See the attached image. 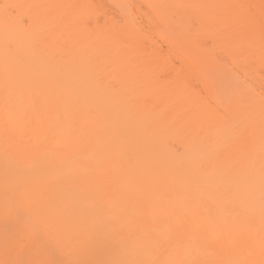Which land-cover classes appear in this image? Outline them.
<instances>
[{
  "label": "bare ground",
  "instance_id": "bare-ground-1",
  "mask_svg": "<svg viewBox=\"0 0 264 264\" xmlns=\"http://www.w3.org/2000/svg\"><path fill=\"white\" fill-rule=\"evenodd\" d=\"M241 1L177 0L170 36L149 0L164 53L75 1L46 37L0 6V264H264V57L187 20L238 34Z\"/></svg>",
  "mask_w": 264,
  "mask_h": 264
},
{
  "label": "rangeland",
  "instance_id": "rangeland-1",
  "mask_svg": "<svg viewBox=\"0 0 264 264\" xmlns=\"http://www.w3.org/2000/svg\"><path fill=\"white\" fill-rule=\"evenodd\" d=\"M73 1H75L76 4L75 3L74 4L76 6H82V8H84V6H85V9L87 10V15L84 16L83 23H82L84 26L86 25L88 28H92L95 23L99 24L100 26H103L109 21L116 23V24H127V25L133 24V26H135L137 28L136 30L139 31V34L142 37L141 46H143L144 49L145 48L148 49L147 46H149L148 41H145V36H150L151 38H153V40H155L154 42L156 45L157 44L161 45V48L163 49V53H164V51L166 52L167 46L165 47L164 46L165 44L163 45V43L161 42L163 39H161L159 37V34H157L158 33L157 25L159 26V24H162V22L159 21L160 22L159 24L156 23L157 21L154 18L153 10L149 7V4H150L149 0H147V1L146 0H73ZM157 1L154 0V5H156L157 7L159 6L162 9V12H164L163 15H165L163 24L169 25V26H167L168 28L165 27L166 28L165 31H162V32H167V33L171 34L170 36L175 35L176 27L174 25L175 21H173V20H176V19H173V15L176 16V13L174 14L175 7L173 5H175L177 0H159V4L157 3ZM246 1H247V3H246ZM246 1L245 0L241 1L242 4L245 6L244 11L241 10L242 6H240L239 10H238L239 7L235 8L237 10H235V9L233 10L236 12L243 11L242 13L245 15L244 16L241 13H239V14H241V15H239L240 19H244L241 21L238 20V21H240V22H238V23H240L239 25H241V27H242L240 29L241 30L240 33H238V34L236 33L239 31L238 27L236 28L237 30L232 29V28H234L235 25H233L232 28L230 27L229 28L230 30L227 29V34H225V32L223 31L224 29L221 30L222 27L220 28L219 26H216L213 23H212L213 25H209V24H211V22L206 23L209 26H207L206 24H201L202 22L197 21V19H194V17L191 16L190 17L191 20L187 19V20H189L188 21L189 24L190 25L192 24L191 27L193 26L192 29L190 27V33L189 34L199 35V38H200L199 41H200L201 48H203L205 50H206V48H208L209 50H213V51H217L218 50L217 48L224 45V41L226 42L227 39H229L228 41H230L231 38L236 39V40L239 39L240 41L243 40V42H244L247 38L249 40H246L245 42H250L251 45L254 44V46H256L257 50L264 57V0H246ZM72 2H71V0H69V1H66V0H0V6L4 9L6 15H9L10 18L15 19L19 24H21V27H23V26L29 27L32 24H37L39 27H42L43 35L46 37L47 30L50 28V25H52L54 30L57 29V31H58L60 25L66 23V22L67 23L69 22L70 17H69V14H67L68 13L67 10H69V7L71 6V4H73ZM243 2H245L246 4ZM74 4L72 6L75 8L76 6H74ZM73 7H72V9L70 8L71 9L70 13L73 10ZM248 7H249V9L247 11L246 8H248ZM50 9H52V10L54 9V12L52 10H51L52 12H50ZM245 10L247 13L245 12ZM175 12H176V10H175ZM236 12H234V13H236ZM236 14H238V13H236ZM161 15H162V13H161ZM245 19L249 20L248 21L249 25L251 24L249 26L250 27L249 30H247L248 29V25H247L248 23H247V20H245ZM238 23H236V25H238ZM199 24H200V26H199ZM255 24L257 26H255ZM202 26H204V28H202V30H201L200 28ZM169 27H170L171 31H169L170 30ZM155 28H157V29H155ZM194 28H196L195 33H194ZM198 28H199V30H198ZM217 29L219 30L220 35H222L223 38L219 39V36H220L219 33H217V35H216L215 32H217ZM128 30H131V29H128ZM162 30H164L163 27H162ZM201 31H202V33H201ZM197 32H199V33H197ZM211 32L212 33L214 32L212 34V36L214 38H215V35L218 36L217 42H218V39L220 41L224 40V38H227V39L222 41V42L219 41L220 43H217L215 41V39H216L215 38L211 42V40H212V39H210ZM167 33H165V34H167ZM204 33H205V35H203ZM228 33H229V35H228ZM130 34H133V32L130 31ZM169 34H168V36H169ZM230 34H232V35H230ZM160 35H161V33H160ZM227 35H228V37H227ZM159 39H161V41ZM201 39H202V42H201ZM254 39H256L258 41L256 42ZM238 41L236 43H239ZM231 44H232V42H231ZM229 46H231V45H229ZM245 46L247 47V49L250 48L248 46V43H245ZM234 48H238V47H234ZM239 49L244 50L242 45H240ZM167 51H168V48H167ZM217 54H218V58H220V54L219 53H217ZM173 62L176 64V66L178 65L177 62H175L174 60H173ZM255 69H256L257 73L260 75V76L257 75L258 78L264 82V60L260 65H258V67L255 66ZM196 88H197V86H196ZM260 110H261V112L259 113V115H260L259 116L260 117L259 118L260 119L259 125H260V133H262V134L259 136V141H260L259 142V144H260L259 149L261 148L260 149L261 156H260L259 161H260V164L262 166L264 164V158H262V154L264 157V153H263V151H264V139H263L264 138V134H263L264 133V106L262 108H260Z\"/></svg>",
  "mask_w": 264,
  "mask_h": 264
}]
</instances>
